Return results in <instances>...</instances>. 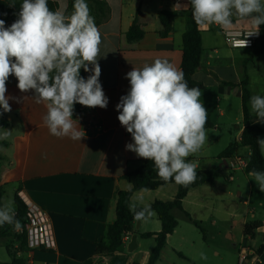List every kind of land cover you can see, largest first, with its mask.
Instances as JSON below:
<instances>
[{"label": "crops", "instance_id": "0c3cea01", "mask_svg": "<svg viewBox=\"0 0 264 264\" xmlns=\"http://www.w3.org/2000/svg\"><path fill=\"white\" fill-rule=\"evenodd\" d=\"M52 1L57 3V10L63 11L67 16L71 15L68 14L71 7L69 0ZM100 1L106 4L108 13L96 25L102 38L97 59L101 67L99 80L109 103L103 109L89 108L78 103L74 105L73 119L78 121L73 122L83 128L85 138L75 141L68 137L51 135L43 120L47 111L45 102L37 104L31 97L34 94L32 91L22 93L17 88L18 81L14 76H10L6 83V96L19 100L10 99L11 112L0 116V137L7 133L6 138H0V187L3 196L7 192L13 200L16 194L23 202H32L41 207L50 219L55 242L53 249H35L23 254L25 264H144L155 241L154 236L141 238L140 234L156 233L160 230V222L156 223V214L151 211L152 215L145 220H134L131 233L123 238L122 245L112 255L100 257L94 253L96 243L104 237L107 226L115 221L117 192L131 188L122 176L136 169L143 160L134 152L126 150V144L133 141L131 135L121 126L116 110L120 98L130 89L126 74L133 68L141 69L145 64H152L157 58L168 60L180 70L184 17L177 16L170 33L161 38L158 35L160 24L157 14L162 9L182 12L191 8V5L189 0ZM261 2L264 3V0ZM136 10L139 11L137 18L144 35L139 41L129 43L125 39V32L132 23ZM91 16L95 20L92 8ZM12 23H7L6 27ZM199 29L202 52L200 65L192 78L203 86L201 102L206 110L210 105L215 106L222 117L226 113L227 102L229 104L230 98H236L242 124L241 83L245 81L244 87L249 95L247 111L253 123L264 126L256 121L250 111V98L253 95H264V92L254 94L250 87L253 70L256 69L253 56L264 58V50L258 52L260 36L250 48H230L222 39V31L226 29H253L251 20L234 16L233 24L227 28L211 24L199 25ZM259 34L264 38V31H259ZM85 74L88 77L91 73ZM260 86L264 89V82H261ZM207 117L212 121L209 113ZM213 125V128L217 127L214 123ZM242 128H238L237 137L233 141L239 140ZM240 149L249 151L246 146L240 147L234 157L245 159L249 152L240 155ZM261 152L264 156V150L261 149ZM218 160L220 166L227 167L229 159ZM209 167L215 166H197L196 169L216 171ZM242 172L247 179L252 178ZM214 186L215 182L191 188L182 199L181 210H171L175 220L177 212L194 225V211L201 212L205 209L203 205L206 196L213 192ZM176 189L174 183H166L153 190L135 191L130 196L129 204L146 207L154 200H171ZM235 193L239 197L242 196L238 189ZM261 193L258 187L249 184L247 198L243 204L247 205L252 196L261 197ZM257 205L264 210V201L258 200ZM14 209L15 207L13 212ZM245 213L250 214L252 221H245L243 226L256 222L259 227L251 230V234L243 236L237 249V264H264V250L256 252L257 248L264 244V218H257L253 208ZM177 227L178 222L173 232L167 235L162 249ZM132 235L136 236V246L129 250ZM144 239H150L154 243L149 251L142 249ZM0 244L3 245V242L0 241ZM14 247L18 248V244L14 243ZM17 255L20 257L21 254ZM241 256H245L243 261Z\"/></svg>", "mask_w": 264, "mask_h": 264}, {"label": "clouds", "instance_id": "9594fccd", "mask_svg": "<svg viewBox=\"0 0 264 264\" xmlns=\"http://www.w3.org/2000/svg\"><path fill=\"white\" fill-rule=\"evenodd\" d=\"M192 17L197 25L217 24L227 28L233 17L249 18L253 31L259 34L264 25V3L261 0H189ZM10 6H15V2ZM70 16L53 11L48 0H22L18 18L6 27L0 19V115L11 112L6 96V83L14 76L17 88L31 96L37 104L45 102L43 117L51 135L81 141L86 133L74 124V105L106 108L109 100L99 80L98 63L101 33L89 13L86 0H74ZM257 15H253V14ZM248 40L240 42L246 47ZM91 66V67H90ZM83 68L91 74L80 75ZM130 89L116 105L118 120L132 137L126 150L154 163L157 175L165 182L174 180L187 186L196 180L195 162L186 158L197 153L208 140L205 129L207 110L201 102L199 87H189L184 73L166 59L126 74ZM26 98V97H25ZM252 115L264 123V95L250 98ZM79 124V122H78ZM7 133L3 137L6 138ZM264 150V138H258ZM261 192H264V172H249ZM134 219L143 221L152 215L150 207L139 211L132 204ZM13 225L21 230V222L9 207L0 208V226ZM202 259H207L201 253Z\"/></svg>", "mask_w": 264, "mask_h": 264}, {"label": "trees", "instance_id": "16d2710c", "mask_svg": "<svg viewBox=\"0 0 264 264\" xmlns=\"http://www.w3.org/2000/svg\"><path fill=\"white\" fill-rule=\"evenodd\" d=\"M91 2V8L94 11L95 24L98 25L108 13V8L103 1L89 0ZM175 2L176 0H171ZM15 2V6H10ZM22 0H0V19L5 20L6 24L14 22L18 16L17 13L20 10V4ZM71 6V4H70ZM48 7L56 11L58 5L55 1L48 0ZM139 11L136 10L132 23L125 32V39L127 42H137L142 39L144 31L137 16ZM257 15V14H253ZM177 16H183L185 21L184 32L181 37V62L180 70L183 71L185 80L189 87L203 88L201 83L193 80L192 75L200 65V56L202 52L201 45V31L199 25H197L192 17V8L185 11H173L169 9H162L158 12L157 18L160 24V30L158 35L161 38H165L172 29V23ZM259 31H264V25L259 26ZM264 50V38L260 35V47L258 52ZM252 56L248 58L251 60ZM80 75L87 78L83 68L80 70ZM245 86V81L241 83V111H242V132L238 141L230 142L219 154L217 159L227 160L234 158L235 153L240 147H248L249 155L245 158L247 164L243 171L249 174L252 170L264 172V156H262L261 146L258 144V138H264V126L252 122V117L247 111V101L249 99L248 91ZM2 112V109H0ZM4 113L0 116H3ZM212 121L207 117V123L205 129L213 128ZM196 180L187 185H178L174 180L163 181L155 170L154 163L150 160L143 159L140 165L132 170L126 172L122 178L131 185V188L127 191H118L116 195L115 206V221L109 224L106 228L104 237L96 243L95 255L100 257H107L112 255L122 245L123 238L132 231V223L134 222V214L129 209V199L133 192L139 190H153L166 183H174L176 185V193L173 199L167 201L154 200L148 207L156 214L158 221L160 222V230L156 233H142L141 238H149L154 236L155 245L150 251L148 259L144 264H155L159 259L160 251L165 244L167 235L171 234L177 225L175 218L170 213L172 209L181 210L182 199L186 196L187 192L196 186L211 185L218 177V172L208 170L196 169ZM3 191L0 187V208H2ZM15 219L21 222V225L25 222V210L26 206L24 202L15 194L13 197ZM137 210L144 207L136 206ZM259 227L256 222L245 224L243 226V236L251 234V230H255ZM3 240V241H2ZM0 241L3 242L5 251L7 253L9 263L8 264H25L23 254L29 252L27 246V239L25 233L15 232L13 225L4 224L0 226ZM14 243L18 244V248L14 247ZM264 250V244H261L256 252L259 253ZM17 254H21L18 257ZM180 257H183L181 253H178ZM139 264V263H132Z\"/></svg>", "mask_w": 264, "mask_h": 264}, {"label": "rangeland", "instance_id": "374dc122", "mask_svg": "<svg viewBox=\"0 0 264 264\" xmlns=\"http://www.w3.org/2000/svg\"><path fill=\"white\" fill-rule=\"evenodd\" d=\"M69 1L71 7L68 9V14H72L74 0ZM86 3L91 15V2L86 0ZM253 60L256 69L253 70L250 87L254 94H261L264 92L260 86L261 82H264V58L258 59L253 56ZM237 103L236 98H230L229 104L227 102L225 106L226 113L222 117L219 116L215 106L210 105L207 110L217 127L207 130L208 140L197 153L188 156L186 160L195 162L200 168L208 165L215 166L209 168L216 170L218 177L214 188H211L213 192L206 196L207 199L203 205L205 209L201 212L194 211L192 215L197 226L187 222L175 212L178 222L177 230L162 249L156 264H237V249L243 238V224L245 221H252L250 214L245 211L253 208L257 218H264V210L257 205L258 200L264 201V192L259 198L252 196L249 203L244 205L249 184L257 188L256 182L251 180L252 178L247 179L243 170H232L220 166L217 159L219 152L237 137L238 128H242L241 112L237 111L239 108ZM247 152L249 151L239 150L240 155ZM199 157L205 159L201 160ZM236 189L241 191V197L236 195ZM4 207H9L11 210L14 208L12 196L7 192L2 200V208ZM154 219L157 223L158 219ZM152 224L151 222L150 225ZM153 244L152 240L144 239L142 249L149 251ZM178 253L184 257H180ZM201 253H204L207 259H202ZM8 261L5 247L0 244V264H7Z\"/></svg>", "mask_w": 264, "mask_h": 264}, {"label": "built area", "instance_id": "2783aa9c", "mask_svg": "<svg viewBox=\"0 0 264 264\" xmlns=\"http://www.w3.org/2000/svg\"><path fill=\"white\" fill-rule=\"evenodd\" d=\"M244 29H226L222 31L223 41L230 48H242L240 42L244 39L248 40V45L243 48H250L259 39L260 34L246 37L249 31ZM247 160L241 157H234L227 160V167L232 170H242L245 168ZM231 179V177H229ZM26 206L25 222L22 224L21 230H16L17 233H25L27 246L29 251L35 249L50 250L54 248V236L52 226L47 213L38 205L32 202L24 201ZM245 256H241L243 261Z\"/></svg>", "mask_w": 264, "mask_h": 264}, {"label": "water", "instance_id": "95a60500", "mask_svg": "<svg viewBox=\"0 0 264 264\" xmlns=\"http://www.w3.org/2000/svg\"><path fill=\"white\" fill-rule=\"evenodd\" d=\"M135 239H136V236L132 235L131 238H130L129 245H128V249L129 250H133L135 248V246H136Z\"/></svg>", "mask_w": 264, "mask_h": 264}]
</instances>
